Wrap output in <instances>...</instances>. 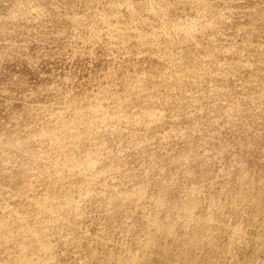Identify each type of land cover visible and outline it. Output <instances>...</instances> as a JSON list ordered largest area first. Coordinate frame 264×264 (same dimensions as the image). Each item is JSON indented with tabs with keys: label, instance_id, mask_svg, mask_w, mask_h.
Returning a JSON list of instances; mask_svg holds the SVG:
<instances>
[{
	"label": "rangeland",
	"instance_id": "1",
	"mask_svg": "<svg viewBox=\"0 0 264 264\" xmlns=\"http://www.w3.org/2000/svg\"><path fill=\"white\" fill-rule=\"evenodd\" d=\"M0 264H264V0H0Z\"/></svg>",
	"mask_w": 264,
	"mask_h": 264
}]
</instances>
